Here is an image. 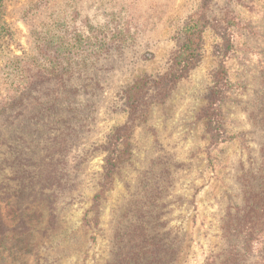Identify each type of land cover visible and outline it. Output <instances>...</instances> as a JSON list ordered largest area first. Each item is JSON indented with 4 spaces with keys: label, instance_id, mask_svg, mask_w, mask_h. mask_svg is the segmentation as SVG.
I'll use <instances>...</instances> for the list:
<instances>
[{
    "label": "rangeland",
    "instance_id": "374dc122",
    "mask_svg": "<svg viewBox=\"0 0 264 264\" xmlns=\"http://www.w3.org/2000/svg\"><path fill=\"white\" fill-rule=\"evenodd\" d=\"M199 3L6 2L0 40V264H134L136 251L156 244L152 235L163 240L166 264H218L226 258L217 255L226 245L223 220L245 213L247 184L259 189L263 169L264 0H213L203 58L188 79L165 103L138 113L122 99L135 80L166 70L176 50L172 37ZM228 12L237 25L225 55L214 27ZM60 21L65 30L55 27ZM127 22L151 29L138 36L137 46L107 53L104 39L117 38L115 27ZM104 23L111 31L107 37L98 27ZM78 28L83 42L82 35L101 41L104 60L95 65L75 41L58 42ZM57 55L63 58L55 60ZM222 66L232 83L223 105L227 140L212 146L198 115L212 74ZM63 72L70 74L60 81ZM125 125L131 127L129 155L112 185L104 186L106 146ZM262 245L252 246L242 263L264 264Z\"/></svg>",
    "mask_w": 264,
    "mask_h": 264
},
{
    "label": "trees",
    "instance_id": "16d2710c",
    "mask_svg": "<svg viewBox=\"0 0 264 264\" xmlns=\"http://www.w3.org/2000/svg\"><path fill=\"white\" fill-rule=\"evenodd\" d=\"M7 1L9 0H0V40L2 39L4 31L2 19ZM212 2L213 0H200L197 8L187 15L186 20L183 21L179 29L176 30L175 36L172 37L176 42V50L169 58L168 66L164 72L154 76V78L145 74L135 80L123 91L122 99L131 112L138 113L143 107H147L148 105L165 103L173 95L176 88L184 80L188 79L190 74L198 68L203 58L204 32L207 25H211L209 16ZM220 21L221 25L219 28H214H216L217 34L221 37L223 45H225L224 54L226 55L232 48V32L237 23L235 17L229 12L226 13ZM107 23L98 26L99 28L101 27L100 29L104 37L111 34ZM55 27L66 29L62 21L57 22ZM117 28H120V30H117ZM150 29L151 28L148 29L143 27V25L140 27L133 26L128 22L127 25H117L114 29L115 33L113 34V36H117V38H110L109 40L104 39L105 43L102 44V47H105L108 51L107 53L111 55L118 53L122 54L129 48L137 46L138 36L146 34ZM76 32L78 35H76ZM81 33L82 32L78 28L74 34H69L68 32V34L64 35V39H62V37L58 39L59 36H57V39L60 41L62 39L63 41H58L62 44H69L75 41V45H78L76 49L79 51L87 49L90 59H95V65L104 60L97 47V43L100 45L101 41L91 43L87 36L82 35L84 38L83 42ZM49 42L58 43L57 41ZM82 43L85 46L82 47ZM63 51L65 55L69 53L66 47L63 48ZM96 51L98 53H96ZM61 56L62 55H57L55 60L62 59L63 57L61 58ZM68 74L70 73H61L59 77L60 81L66 80V75ZM230 89H232V83L227 75L225 67L222 66L212 74V85L206 97V104L199 111L198 115V118L203 120L206 125L212 146H218L227 140L224 129L223 105ZM130 132L131 127L125 125L115 129L110 135L109 142L106 146L107 156L103 174L104 186L112 185L115 175L129 155ZM120 146H122V149ZM207 159L209 166H212V159L210 157H207ZM261 164L263 169L261 166L259 167V180H257L258 178L256 179L259 189L256 190L254 187L256 190L254 191L250 181L247 184L249 191H247V200L244 202L245 213L235 214L233 216L230 215L223 220L222 237L225 239L226 245L223 248L224 250L221 249L218 251L217 255L219 258L225 255L226 258L222 259L218 264H243V255L249 251L252 246L258 247L263 244L262 249L259 251L264 250V239H262L264 238V189L260 188L264 185L262 183L264 182V153ZM102 196H104L103 191H101L100 195L96 196L95 201L97 203L100 202L99 199L102 198ZM257 214L262 218L256 220ZM151 237L158 241L156 242L153 240L156 244L152 245L149 251H136L135 255L132 257V260L134 259V264H146V262L147 264H166L161 257L163 250H165L163 249V240L161 241L153 235ZM250 254L252 255V253Z\"/></svg>",
    "mask_w": 264,
    "mask_h": 264
}]
</instances>
